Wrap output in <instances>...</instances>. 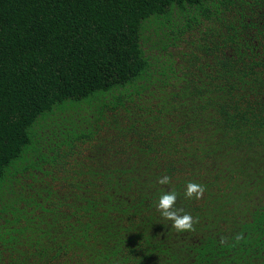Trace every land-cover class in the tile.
<instances>
[{
	"label": "trees",
	"instance_id": "trees-1",
	"mask_svg": "<svg viewBox=\"0 0 264 264\" xmlns=\"http://www.w3.org/2000/svg\"><path fill=\"white\" fill-rule=\"evenodd\" d=\"M0 264H264V0H0Z\"/></svg>",
	"mask_w": 264,
	"mask_h": 264
},
{
	"label": "clouds",
	"instance_id": "clouds-1",
	"mask_svg": "<svg viewBox=\"0 0 264 264\" xmlns=\"http://www.w3.org/2000/svg\"><path fill=\"white\" fill-rule=\"evenodd\" d=\"M171 182V178L167 175L158 178L157 183L160 185H167ZM205 187L195 182H188L184 191V196L188 199L200 200L203 198ZM177 201V193L175 191H168L163 193L156 205L157 211L166 219L172 222L171 227L177 232L193 231L196 221L189 213H184L182 208L175 207ZM183 213V214H181Z\"/></svg>",
	"mask_w": 264,
	"mask_h": 264
},
{
	"label": "rangeland",
	"instance_id": "rangeland-1",
	"mask_svg": "<svg viewBox=\"0 0 264 264\" xmlns=\"http://www.w3.org/2000/svg\"><path fill=\"white\" fill-rule=\"evenodd\" d=\"M183 22H184L183 17H178L176 19L175 24H176V26H180L181 24H183ZM156 27H157V25L152 26V28H150L149 31L147 32V36H150V38L148 39V41L145 44V47L148 49V51H150L151 48H152V46H151L152 45V41L153 40L157 41L158 37H153L152 36L153 32H154V29ZM198 28H200V26ZM163 30H167V28H163ZM185 34H188V32H185ZM29 184L32 187H30ZM45 187H46V179L43 178V182H37V181H32V180L28 179V180L24 181L20 186H17L15 188L19 192L23 193L25 196L28 197L29 195H32L33 192H35V191L38 192L40 195H45L46 194Z\"/></svg>",
	"mask_w": 264,
	"mask_h": 264
}]
</instances>
